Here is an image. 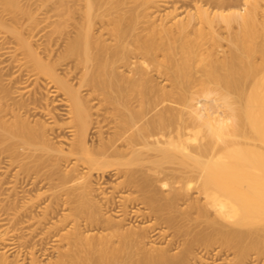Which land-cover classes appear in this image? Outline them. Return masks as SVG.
Listing matches in <instances>:
<instances>
[{
	"label": "bare ground",
	"instance_id": "1",
	"mask_svg": "<svg viewBox=\"0 0 264 264\" xmlns=\"http://www.w3.org/2000/svg\"><path fill=\"white\" fill-rule=\"evenodd\" d=\"M78 1L0 13V264H264V0Z\"/></svg>",
	"mask_w": 264,
	"mask_h": 264
},
{
	"label": "rangeland",
	"instance_id": "2",
	"mask_svg": "<svg viewBox=\"0 0 264 264\" xmlns=\"http://www.w3.org/2000/svg\"><path fill=\"white\" fill-rule=\"evenodd\" d=\"M20 1V4L21 5H43V2H42V0H19ZM56 2V1H55ZM3 5H5V3H4V0H0V13L3 15V18L6 20V22L7 23H9V24H11V25H14V26H16L17 25V19L15 18V16H13L12 14H10V13H8L7 11H4V9H3ZM49 5H56V3H50ZM70 5H81L80 3H79V1L78 0H70ZM34 6V8H36ZM21 21H26V19H21ZM1 35H4V33H2L1 32V30H0V36ZM11 39H10V37H8L7 35H6V39L4 40V42H0V49H1V51L2 50H4V49H2V48H4L5 46H7L8 45V41H10ZM3 62L4 63H1V61H0V66H3L4 64H8V63H10L11 62V57L9 56V57H6L4 60H3ZM41 86V87H40ZM23 87L25 88L22 92H23V97L24 98H29V97H31V96H33V95H38V94H40V92H38V94H36V92L35 91H40L41 90V94L42 93H44L43 95H48V98H49V100H54V98H56V97H54L53 95V97L51 96V93H50V89L49 88H47L46 86H45V88H44V86L43 85H35L34 83H27L26 85H23ZM39 88H42V89H40L39 90ZM38 89V90H37ZM44 91V92H43ZM35 93V94H34ZM33 94V95H32ZM40 96V95H39ZM50 96H51V98H50ZM17 97L18 98H21L19 95H17ZM53 98V99H52ZM56 100V99H55ZM38 118H40V119H43L44 120V117H42V116H40L39 114L38 115H36V118L35 119H38ZM65 118H66V116H65ZM94 135V132H92L91 133V137ZM71 137V135H70V133H65L64 134V142H62V144H63V146L66 148L67 147V145H68V139ZM117 181H119V179H117V178H115V177H112V178H108V177H105V178H102L101 180L97 177V175H95L94 176V183H95V187L97 188V186H98V188L99 187H103L104 188V190L106 191L107 189V191H109V189H110V187H111V185L112 184H114L115 182H117ZM102 190V189H101ZM100 190V191H101ZM99 191V192H100ZM111 214V213H110ZM137 224H138V222H137ZM165 244V243H164ZM157 246H159V245H157ZM13 257H14V253L13 254H10L9 255V260H12L13 259ZM231 257H234L233 256V254L231 253H229L228 255H227V253L226 254H224L222 257H221V259H219V260H217L216 262H210V264H229L228 262H229V260H231ZM21 260V259H20ZM23 260V259H22ZM42 260V262H44V263H46L48 260L47 259H45V261L43 260V259H41ZM27 260H25V263L26 264H28V261L26 262ZM21 262H24V260L23 261H21ZM256 264H263V262L261 263H256Z\"/></svg>",
	"mask_w": 264,
	"mask_h": 264
}]
</instances>
